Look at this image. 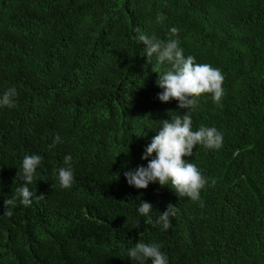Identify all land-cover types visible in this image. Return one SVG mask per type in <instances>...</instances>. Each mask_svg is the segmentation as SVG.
<instances>
[{
  "label": "trees",
  "instance_id": "trees-1",
  "mask_svg": "<svg viewBox=\"0 0 264 264\" xmlns=\"http://www.w3.org/2000/svg\"><path fill=\"white\" fill-rule=\"evenodd\" d=\"M173 27L185 57L225 77L220 103L203 93L191 113L193 131L223 136L218 150L198 144L184 157L208 181L196 202L124 176L147 166L160 120L187 111L157 98L152 69L170 65L148 62L137 39L166 40ZM10 88L15 107H0V264H137L127 252L138 242L159 244L168 264H264V0H0V96ZM33 154L43 157L33 203L3 215ZM66 155L74 181L62 189ZM169 203L171 227L153 226Z\"/></svg>",
  "mask_w": 264,
  "mask_h": 264
},
{
  "label": "clouds",
  "instance_id": "clouds-1",
  "mask_svg": "<svg viewBox=\"0 0 264 264\" xmlns=\"http://www.w3.org/2000/svg\"><path fill=\"white\" fill-rule=\"evenodd\" d=\"M163 21L162 16H157V22ZM139 31V30H137ZM180 30L173 27L169 30V36L165 39L158 38L155 34L149 36L141 33L137 39L142 41L146 48L148 62L155 55L160 65L168 64L170 68L163 72H156V85L162 89L157 93L161 102H178V108L187 109L183 115H175L170 119H163L157 129L158 134L153 136L142 154V159L147 160V166H137L135 169L124 172L128 185L137 189H146L149 183H159L161 187L169 186L178 197L190 198L193 202L200 201V190L208 183L197 167L184 157L193 155V149L201 144L206 149L218 150L222 147L223 136L215 127L201 126L198 130H192L191 113L197 105V98L203 93H211L214 104H219L223 95L222 88L225 77L219 69H214L208 64L194 63V56L183 55V49L179 46ZM176 37V38H173ZM17 95L15 88H10L0 96V107H15L14 97ZM60 141L59 135L49 145L52 149ZM153 154H155L153 156ZM119 155V154H118ZM149 157H152L149 159ZM72 157L66 155L64 164L58 170L59 186L67 189L72 186L74 172L71 166ZM43 163V157L38 154L26 155L16 176L25 183L15 189V195L3 201V215L11 216L12 209L18 205L29 207L32 205L34 193L28 185L35 180L36 170ZM37 182V181H36ZM214 184L215 181H212ZM37 199L43 196H36ZM201 206L203 203L201 201ZM153 205L142 201L138 207L140 216H148ZM177 209L172 203L154 221L153 226L162 225L163 230L171 227L170 217L176 215ZM138 225V223H137ZM136 225V226H137ZM127 257L137 264H168L165 253L157 243L138 242L127 252Z\"/></svg>",
  "mask_w": 264,
  "mask_h": 264
}]
</instances>
